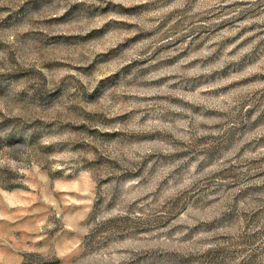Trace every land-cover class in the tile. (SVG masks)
Segmentation results:
<instances>
[{"label": "rangeland", "instance_id": "obj_1", "mask_svg": "<svg viewBox=\"0 0 264 264\" xmlns=\"http://www.w3.org/2000/svg\"><path fill=\"white\" fill-rule=\"evenodd\" d=\"M0 264H264V0H0Z\"/></svg>", "mask_w": 264, "mask_h": 264}]
</instances>
